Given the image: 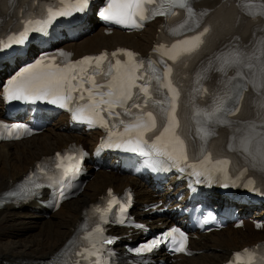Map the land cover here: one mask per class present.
Masks as SVG:
<instances>
[{"label":"bare ground","instance_id":"obj_1","mask_svg":"<svg viewBox=\"0 0 264 264\" xmlns=\"http://www.w3.org/2000/svg\"><path fill=\"white\" fill-rule=\"evenodd\" d=\"M2 1L0 0V11L6 9L4 4L2 5ZM247 1L257 2L256 11L259 10L261 4H264V0ZM43 3L44 1L41 2V5ZM220 4L221 0L204 1L200 5L203 10L216 9L195 11L196 15L191 18L188 16L186 20L192 26L191 31L180 36L172 35L170 39L158 44L164 45V48L157 51L156 64L158 65L159 58H163L173 68L171 76L173 86L178 91L183 89L187 91L192 95L194 101H198V96L204 89L210 87L218 89L229 77L235 75L236 67L228 66L223 63V59H218L228 58L233 49L242 51L247 57L255 55L260 58L250 61L255 65L254 69L243 65L239 66L240 71L245 73L255 71L257 79L261 62H264V55H261L262 47H264L262 44L264 42V26L254 30L257 24L264 23V17L258 14H245L244 11L247 7L237 1ZM44 7H52L56 9L53 11H58L61 5L58 1H53ZM201 12L207 14L201 16ZM205 27L209 28V32L202 38L203 43L199 49L182 57V61H172L169 59L171 53L165 54L168 53L172 44L199 34ZM83 35L85 36L65 44L64 47L69 48L77 56L99 52L101 49H112L115 46L132 47L144 52L153 42L155 24H149L141 33L125 34L115 31L114 34L107 36L102 33V28L98 29L97 23L90 21L86 32L80 36ZM221 68L223 71L220 70ZM248 78L253 79L251 75ZM191 84H197L196 92L189 89ZM262 94H264V90L257 93L249 85L248 90L244 93V99L239 105L240 111L235 115L225 117L231 124L222 125L219 128L214 127L215 134L209 137L206 146L221 147L226 141L231 140L232 143H236L241 157H244L250 164L261 168L259 152L262 145L258 142L259 137L249 145L252 156L239 149V142L245 134L243 122L255 120L257 124L260 123L257 113L260 111L259 105L264 103ZM1 111L2 107L0 106V114ZM161 136L168 141L174 140L171 133H164ZM96 137L95 133L69 130L65 117L60 116L51 120L40 136H32L30 139L20 142L1 143L0 192L7 189L26 171L28 166H31L42 156L52 154L65 147L70 141L92 144ZM112 163L113 160L109 162L107 169L100 168L93 172V178L88 181L76 199L67 201L56 212L50 213L48 216L41 214L36 203L29 207L8 205L0 210V264L21 261L27 255H33L27 259H41L52 254L70 235L84 206L92 202L106 186L122 189L124 186L130 185L135 188L138 194L136 197L138 203L155 200L152 198V194L158 193V191L152 188L151 183L119 174L118 169L111 168ZM162 195L163 193H159V197ZM216 200L214 199L212 202L216 203ZM244 214H248V210L244 211ZM258 216L264 218V210H261ZM262 238H264V233L254 232L248 223L245 225L244 231L228 227L222 231L214 232L210 236H204L199 241H194L196 248L203 250L201 254L182 258L171 264H221L227 259L230 249H239L247 243ZM44 252L46 253L42 254Z\"/></svg>","mask_w":264,"mask_h":264},{"label":"snow or ice","instance_id":"obj_2","mask_svg":"<svg viewBox=\"0 0 264 264\" xmlns=\"http://www.w3.org/2000/svg\"><path fill=\"white\" fill-rule=\"evenodd\" d=\"M77 4L79 5V10H83L87 4L88 0H76ZM159 4V8L156 7H145V5H157ZM113 5H118V7L113 8ZM185 9L188 13L189 17H194L196 15L195 10L191 7L189 0H108V7L105 8L103 11L100 12V16L105 20H113L118 24H122L125 26L139 28L142 27V23L138 22L135 17L139 18V21H145L149 18H152L156 15H177L178 13L174 11L175 8ZM250 14L252 15H260L264 17V4L260 5L258 11H252L249 9ZM62 13L53 12L51 9L48 10V19L39 21V20H32L29 19L26 21V26L23 32L20 33V39L26 37V34L29 30H32L28 27V25L35 24L42 28L44 25L49 23L52 19L55 18L57 15H61ZM206 12H201L200 15H206ZM185 24L188 22L185 21ZM198 26V25H197ZM181 29L184 25L179 26ZM177 30L173 29L175 33ZM209 32V28L205 27L199 34L190 37L188 39L177 41L176 43L171 45V48L168 50L166 55H169V59L172 61H182V57L187 56L195 52L201 44L203 43V37L206 33ZM264 44V42H262ZM164 48V45H158L154 51H159L160 49ZM125 51L129 58L134 57L136 54L132 53L131 51L127 50H117V52ZM117 52L111 53L112 56H116ZM64 55V53H61ZM107 53H101L99 56L96 57H84L81 61H77V64H83L85 62H92L95 61L97 67L99 64L106 59ZM261 55H264V47H262ZM223 59V63L231 66L236 67L235 75L230 77L225 85V88L222 94H218L215 96L213 106L210 110H200L196 113L197 116H201L203 119L198 121L200 126L196 129V138L199 140V150L201 154L204 153L205 147L207 145L209 137L213 136L214 133V126L215 125H230L231 122L228 121L225 117L235 115L237 112L240 111V103L244 99V93L248 90V86L251 85L253 90L257 93H261V90H264V62H261L260 69H259V78H255L257 73L255 71L251 73H245L240 71L239 66L243 65L249 69H254L255 65L252 64L250 61L252 59L259 60V57H247L245 54L238 50L233 49L232 52L229 53L228 58H218ZM249 61V62H245ZM40 63V61H37ZM156 62L149 61L148 67L151 69V73L145 77L141 75L139 77H130V82L128 83L127 87L123 84L121 85V93L120 96L117 98L116 103H119L121 107L124 108L125 113L131 115L132 109H139L142 110L149 105L151 101L154 105L158 107V112L161 120V126L163 127L164 133H171L174 142L178 145V149H175L177 152L176 159H188L187 154V146L185 144V140L181 138V134L179 133L180 129V122L177 116V99L180 95L179 91L173 86V82L171 80V76L173 74V68L169 66L166 62L163 65V68L160 72H157V69L153 67V64ZM116 64L119 65L120 61L117 60ZM145 62L141 60L139 62L140 67H144ZM31 67V66H29ZM111 67L109 71H111ZM223 71V68L220 69ZM83 71V69H82ZM19 75V74H18ZM249 75L253 77V79H249ZM75 77H73L74 79ZM15 80V77L13 78ZM66 79L65 77H58L54 80L49 82V87L59 88L61 86V81ZM91 79V78H90ZM136 80H141L143 83L137 84ZM153 81H155V85H153ZM166 81V82H165ZM102 87V86H101ZM135 87L138 91L133 92L132 89ZM161 88L167 89L168 93H171V96L165 95L164 99H155L154 93L159 92ZM143 98V104L137 103V100L141 99V95ZM110 98L112 93L109 92L107 94ZM41 97L35 96H28L20 93L19 91H12L9 90V94L7 99L9 100H28V99H37ZM71 99V96L68 97ZM262 99H264V94H262ZM132 101L130 105L128 102ZM57 101L53 100L52 103H56ZM101 103L109 105V107H114L115 104L111 99L103 100L101 99ZM167 104V107H165ZM125 105H128L125 107ZM61 107H67L66 104H61ZM260 111L257 113V117L260 121L259 124L255 120L243 122L245 125V134L240 138L239 142V149L243 152L247 153L249 156H252V153L249 151V145L259 137V143L262 145L261 150L259 152V163L262 170H264V103L259 105ZM111 115V112H109ZM119 115V113H117ZM81 117L74 113L73 119H80ZM138 121L142 123L135 125V127L143 128L144 131H152L153 129H157V116L153 114L152 111H142V115H138L136 117ZM123 123V121H121ZM259 129V130H258ZM239 131V129H237ZM143 135V133H141ZM157 140L160 139V136L156 137ZM235 139V137H234ZM146 143V141H145ZM120 147V145H116ZM195 147V145H194ZM143 151L142 149H138L137 147L131 148V151ZM60 154L58 153L57 156ZM171 155V154H170ZM256 159V157H253ZM227 164V161L218 162ZM255 166V165H253ZM183 171V169H181ZM200 175V173H197ZM227 186V185H225ZM35 188H40L42 185L35 184ZM32 194V189H23L21 193H13V195H24L27 196ZM63 195V193H61ZM97 231H102V229H97ZM172 232L178 231V229L173 228ZM183 236V233H181ZM187 237H185L186 241ZM106 243H112L111 240H107ZM162 243L161 240L155 241L153 244H146L143 248L136 249L137 252L144 251V250H151L152 247ZM177 252L186 251V247L184 244H181L180 247H176L174 249ZM244 253H248V249L243 250ZM94 255V253H93ZM235 256L239 260L241 257V253H236ZM78 264V262H77Z\"/></svg>","mask_w":264,"mask_h":264},{"label":"rangeland","instance_id":"obj_3","mask_svg":"<svg viewBox=\"0 0 264 264\" xmlns=\"http://www.w3.org/2000/svg\"><path fill=\"white\" fill-rule=\"evenodd\" d=\"M85 35H83L82 37H84ZM41 134H39L38 136H40ZM48 252V251H47ZM46 252H44V253H42V254H45ZM42 254H40V255H42ZM31 256H33V255H27L26 257H24L22 260H24V259H27L28 257H31ZM37 256V255H36ZM47 257V256H46ZM45 258V257H44ZM20 261V260H19Z\"/></svg>","mask_w":264,"mask_h":264}]
</instances>
